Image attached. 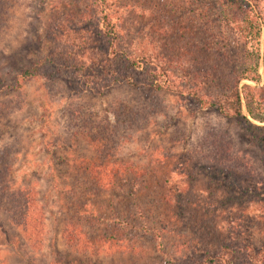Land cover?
<instances>
[{
    "label": "rangeland",
    "instance_id": "obj_1",
    "mask_svg": "<svg viewBox=\"0 0 264 264\" xmlns=\"http://www.w3.org/2000/svg\"><path fill=\"white\" fill-rule=\"evenodd\" d=\"M95 1L0 0V163L8 165L0 170L8 187H29L42 218L41 243L34 245L0 213V260L264 264L261 151L244 121L199 107L188 94L195 81L209 97L233 88L246 38L224 19L217 0H114L104 24L92 12ZM108 27L125 53L167 68L161 89H154L145 64L118 68L101 37L113 36ZM253 47L260 50L259 82L242 80L238 89L251 87L264 104L263 30ZM32 68L34 75L25 78ZM118 77L140 86L121 85ZM139 105L144 113L134 115ZM119 107L132 119L118 138L105 133L99 145L110 139L111 161L126 173L111 189L99 190L84 169L96 164L97 131L117 126ZM241 110L264 126V115L249 116L243 96ZM133 172L144 176L134 180ZM75 229L90 242L84 251L66 242L64 231ZM112 238L135 255L95 250ZM220 242L225 255L214 249Z\"/></svg>",
    "mask_w": 264,
    "mask_h": 264
},
{
    "label": "trees",
    "instance_id": "obj_2",
    "mask_svg": "<svg viewBox=\"0 0 264 264\" xmlns=\"http://www.w3.org/2000/svg\"><path fill=\"white\" fill-rule=\"evenodd\" d=\"M260 1L261 0H252V3H246L243 0H217L218 6L224 13V19H226L228 23L232 24V26L236 27V29L239 30V34H242L244 38H246V50L244 52V57L241 65L243 70L238 73L237 79L234 83V87L231 89L228 88V90L221 96H206L200 90L201 83L199 81V83L195 81L192 86L189 87L188 94H190V97L194 100L193 102L199 107L215 109L218 111V115L224 118L232 117L237 121H244L245 125L248 128V133L250 134L252 143H254L261 151L264 160V126H256L243 116L241 110V97L243 96L248 105L249 116L255 120H258L259 115H264V104L263 102H259L261 100L254 96L255 90L250 89L251 87L243 86L241 90L238 89V84L242 80H248L256 83L259 82L258 66L260 60V50L259 47H257V49L254 48L253 43L254 40L260 38L261 31H264V19H261L264 17L260 15V11L263 7H261ZM114 3H116V1L114 0H96L94 2L92 12L94 13V16L98 20V22L108 20V17L112 15ZM2 8L3 7H1L0 5V29L2 26L1 14H4V12H2ZM108 28L111 32L108 34H113V36L107 37L105 36V33H102L101 37L105 42H107L108 46L113 51V55L116 57L114 61L117 60L120 65L118 68L120 70H125V68L127 67L125 65L129 64V69L131 71H135L138 70V68L140 67L139 65L145 64L144 68L147 67L146 71L148 72V74H150V76H153L154 83H152V85L154 86V89H156L157 87L161 89V84L163 83L162 80L163 78L167 77V68H165V66L160 67L157 65L148 66L146 65V63L139 62L137 61V59H134L132 56H130V54L125 53L122 50L123 45L121 41L118 40L115 42L116 39L114 29L110 27ZM106 37L107 39H105ZM105 65H107V63H105ZM34 73L35 69L33 68L23 72V74H25V78H31ZM116 81H119L121 85L127 84L131 86H140L139 83H134L130 79V77H118ZM8 87L10 88L11 85H9ZM19 88L20 83H17L14 89L17 90ZM251 102H254L255 105L257 103L258 106L261 107V109L257 108V111H253L251 109V106H253L250 104ZM121 108L122 107L115 109L114 112L119 120L117 126L115 125L114 127L109 126L100 128L97 131L96 138L98 140H95L98 146L95 158L96 164L94 165V163H91L85 165V173L87 174L89 180L94 184V187L98 188L99 190L106 191L107 189H111L113 187L114 180L116 178L121 179V177H123L126 173V171L123 172L120 169H117L115 167V162L111 161L112 157L114 156L111 150H113L114 147L107 144L110 139H106V143L104 145L102 142L101 145H99V138H101V136H109L105 133H113L116 138H118L120 128H122L129 120L132 119L131 114L129 112L122 111ZM143 110L144 107L139 105V107H136L134 109V115H141L142 113L139 112H143ZM260 122L262 123L264 121L260 120ZM88 128L91 130L90 125L88 126ZM85 132H89L88 129H86ZM0 162H3V155L0 156ZM0 165H4V168H7L8 166L4 163H0ZM7 175L8 174L6 172L2 174V171L0 170V213H5L8 216L10 222H12L13 225H17V227L21 229L24 236H26L28 240H34V245H38L41 243L40 235L42 218L39 214H37L36 201L35 199H33L29 187L13 189L8 187L7 184H3V180ZM131 176L134 180H136L144 176V174L133 172L131 173ZM64 233L67 234L66 236L64 234V236L67 244L71 249L75 248L77 251H84V246L90 243L86 241V239H83L84 235L81 233V231H77L76 229L72 230V232L70 233H67L66 231H64ZM68 241L70 242V244ZM98 245L99 246L96 247L94 246L96 251L104 250L108 253L118 254L132 252V255H135L134 251L128 249L127 245H124L123 243L120 244L113 238L104 242L100 241ZM213 246L214 249L218 252V255H225L228 251L227 246L222 242L214 243ZM262 247H264V243L262 244ZM158 249L161 250L162 248L158 246ZM230 253H232V251H230ZM163 255L165 256V253H163ZM0 264L7 263L0 260ZM170 264L173 263L171 262Z\"/></svg>",
    "mask_w": 264,
    "mask_h": 264
}]
</instances>
